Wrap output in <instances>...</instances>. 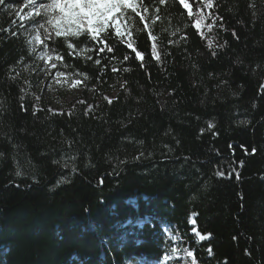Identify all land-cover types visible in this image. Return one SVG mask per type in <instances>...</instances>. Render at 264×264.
<instances>
[{
  "label": "trees",
  "instance_id": "trees-1",
  "mask_svg": "<svg viewBox=\"0 0 264 264\" xmlns=\"http://www.w3.org/2000/svg\"><path fill=\"white\" fill-rule=\"evenodd\" d=\"M188 2L144 0L159 18L133 17L114 53L57 37L92 94L60 113L21 72L24 0L0 5V264H163L168 232L197 264H264V0H212L199 29Z\"/></svg>",
  "mask_w": 264,
  "mask_h": 264
},
{
  "label": "snow or ice",
  "instance_id": "snow-or-ice-1",
  "mask_svg": "<svg viewBox=\"0 0 264 264\" xmlns=\"http://www.w3.org/2000/svg\"><path fill=\"white\" fill-rule=\"evenodd\" d=\"M173 3L182 5L183 8L187 11L189 17L193 16L194 10L192 5L188 0H172ZM6 0H0V5H5ZM193 3L196 5V24L195 27L199 29L201 22L210 16H204L203 10L205 8H212V0H193ZM157 5H167L168 0H156ZM24 9H28L27 12L21 14V11H16V15L19 17V21L14 20L13 24H24L27 22H32L37 24L41 29H44L47 32V29L44 27V23L41 21L45 18L41 15V9L44 11L57 10L61 14L57 23L62 21H67L69 24H75L77 29H80V26H84V31L82 33L83 39L77 41L75 38H72L71 44L69 47L75 45L76 48H80L82 45L84 47L90 48L94 53H114V47L109 43V41L116 40L118 43L124 40V37L128 34H131L130 24L133 21V17H139V20L144 22V27L148 28V21L150 19L155 20L159 18L160 8L159 6H150L144 3V0H53L51 4L43 3V0H24ZM47 23H52V21H46ZM216 23V20L213 19L212 23L207 25L209 31L212 30L213 25ZM124 26V31H121V26ZM4 31H11L12 35H16L12 29H5ZM236 36L235 33H233ZM56 37H61V32L59 30L55 31ZM151 39H155L154 36H151ZM238 39V37H237ZM36 40L41 42V36H36ZM126 46L135 53L133 57L136 60L141 61V66L145 61V54L141 53L136 47L133 46L131 41H128ZM209 48H213L212 40L208 41ZM222 47V46H221ZM212 55H216V51H212ZM62 60L63 57H57ZM88 59H93L89 56ZM111 58V57H110ZM128 55L124 56V60H127ZM152 58H155L157 61L160 60V56L156 51L155 45L152 47ZM103 57H99L94 60V63L100 64ZM56 65L53 64V67ZM114 72L119 71L116 67L112 69ZM128 68H123L122 71L127 72ZM59 74V73H58ZM79 83V81H77ZM264 88V85H261ZM111 103V100L108 101ZM213 125H209V128ZM256 149H252V153L255 154ZM143 155V154H142ZM140 157H137L139 159ZM17 175H20L17 172ZM217 175L222 176L223 172H217ZM237 179L239 176L237 175ZM195 224V221L192 222ZM197 237L200 240L207 239L211 236L201 235L199 231L192 229ZM175 251V250H174ZM187 251V250H186ZM209 255H212V248L208 249ZM246 254L250 255V252L246 250ZM189 257H193L192 264H197L194 253L192 251H187Z\"/></svg>",
  "mask_w": 264,
  "mask_h": 264
},
{
  "label": "rangeland",
  "instance_id": "rangeland-1",
  "mask_svg": "<svg viewBox=\"0 0 264 264\" xmlns=\"http://www.w3.org/2000/svg\"><path fill=\"white\" fill-rule=\"evenodd\" d=\"M53 0H43L45 4H51ZM41 15L45 20V29H41L37 24L29 25L27 31V42L30 48V61L21 69L26 78L35 79L36 85L34 88V106L36 109L45 107L52 113H60L65 109L67 104L75 100L88 97L92 98L89 90H85L86 80L79 74H72L67 70V65L63 59L54 52V42L57 38L55 31L61 32V37L78 36L84 31V26L81 25L77 29L75 24H69L67 21L57 23L60 13L57 10L44 11L41 9ZM46 21H52L47 23ZM121 31H124V26H121ZM41 36V42L36 40V36ZM73 55H81L82 52L71 48ZM53 64L56 66L53 67ZM20 69V70H21ZM59 73V74H58ZM79 81V83H77ZM110 99V97H106ZM169 240L172 242V252L167 256L163 264H192V257L187 255V251L181 248L180 240L176 235L168 232ZM199 239V237H197ZM200 240V239H199ZM202 241V240H200ZM175 250V251H174Z\"/></svg>",
  "mask_w": 264,
  "mask_h": 264
}]
</instances>
